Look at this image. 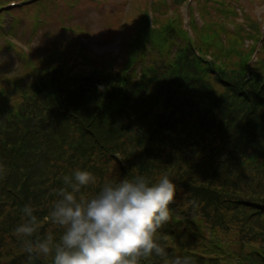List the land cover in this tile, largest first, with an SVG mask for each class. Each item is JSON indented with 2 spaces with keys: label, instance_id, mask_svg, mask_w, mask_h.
Instances as JSON below:
<instances>
[{
  "label": "trees",
  "instance_id": "16d2710c",
  "mask_svg": "<svg viewBox=\"0 0 264 264\" xmlns=\"http://www.w3.org/2000/svg\"><path fill=\"white\" fill-rule=\"evenodd\" d=\"M151 68L159 76L139 84L127 68L95 82L62 78L55 69L37 83L34 98L14 108L1 103L0 198L35 204L43 218L65 186L63 177L77 169L91 171L97 184L109 168L118 174L111 182L166 173L190 193V202L182 210L172 206L173 221L159 230L168 236L161 243L169 259L154 257L151 264L184 255L197 264H264V86L258 75L246 77V67L220 68L213 78L196 57L190 80ZM219 155L221 172L215 165L197 168L196 161L212 164ZM100 186L79 195L88 198ZM15 228H0V246L12 244L0 253V259L11 257L5 264L26 261Z\"/></svg>",
  "mask_w": 264,
  "mask_h": 264
},
{
  "label": "rangeland",
  "instance_id": "374dc122",
  "mask_svg": "<svg viewBox=\"0 0 264 264\" xmlns=\"http://www.w3.org/2000/svg\"><path fill=\"white\" fill-rule=\"evenodd\" d=\"M93 1V4L88 5V1L75 0L71 7L62 6L57 9L52 0H35L33 4L28 1L12 7L10 5L20 4L23 0H0L3 5L9 7L4 8L1 13L4 17L8 11L6 17L0 18V103L9 105L21 101L25 94L30 93L36 84L55 68H61L68 76L77 78L78 75L101 71L110 66L114 70L125 67L130 60L131 49L138 42L134 32L142 20L146 19L142 18L146 11L155 7L158 0ZM250 1L252 4L248 0H239L240 7L235 9L227 0H186L183 3L177 1L175 4L173 0H168V5L157 6V11H164L163 14L149 12L148 20L150 19L152 24L154 18V24L159 20L165 26H170L173 42H179L177 30L181 28L186 29L188 33L190 25L206 30L197 39L191 37V44L188 43L184 47L185 60L177 68L179 75L191 79L188 70L193 68L196 57L203 67L211 71L212 77L220 68L230 72L246 67L251 72L250 76L258 75L262 79L260 75L264 78V20L261 16L264 13V5L255 6L262 4V0ZM219 4L221 11H217ZM172 10L177 12V16L174 15L175 18L167 23L166 19L172 14ZM101 12L107 13L99 14ZM192 15L196 21H191ZM234 27L237 29L236 33H229ZM79 38L81 44H77ZM63 45L66 46L65 49L59 48ZM67 49L68 52H64ZM172 51H175V47ZM201 53L206 54L215 64L204 60L200 56ZM145 57L148 63L150 53L147 52ZM154 65L163 72L160 75L170 77L171 64L166 55L157 57ZM176 75L178 73L175 72ZM90 78L87 76L89 82L97 80V76H93L92 81ZM161 88L162 85L157 92ZM262 109L264 110V103ZM165 110L170 117L169 107ZM257 126L260 128L263 125ZM145 138L149 144L157 143L155 140L149 141L147 136ZM143 144H146V141H143ZM151 147L167 157L168 152H163L165 148L157 145ZM201 151L203 149L199 153ZM219 159L220 155L212 164L204 160L196 161V165L204 172L215 165L217 171L221 172ZM117 176L118 174L109 168L100 182L101 186ZM100 184L96 183L93 190ZM176 188L175 203L171 204L170 208L173 206L182 210L190 202V193L178 184ZM33 205L35 214L41 215L35 204ZM23 207L11 199L0 198V228L18 227L22 223ZM46 217L44 215L42 218V231L48 227ZM14 235L16 236L15 231ZM11 246L10 240L8 245L2 244L0 253H8ZM10 258L2 257L0 261L5 264Z\"/></svg>",
  "mask_w": 264,
  "mask_h": 264
},
{
  "label": "clouds",
  "instance_id": "9594fccd",
  "mask_svg": "<svg viewBox=\"0 0 264 264\" xmlns=\"http://www.w3.org/2000/svg\"><path fill=\"white\" fill-rule=\"evenodd\" d=\"M3 169L0 168V172ZM95 175L75 170L63 177L64 187L45 218L25 205L22 223L15 228L26 254L25 264H151L154 257L168 261L161 233L173 221L176 184L167 174L150 180L143 175L105 183L88 198L79 194L95 186ZM169 264H197L191 255L176 256Z\"/></svg>",
  "mask_w": 264,
  "mask_h": 264
}]
</instances>
